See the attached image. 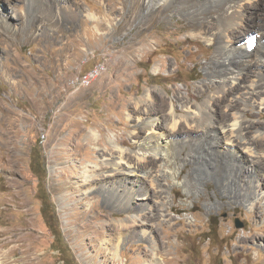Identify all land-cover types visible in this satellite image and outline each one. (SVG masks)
<instances>
[{"label":"rangeland","instance_id":"rangeland-1","mask_svg":"<svg viewBox=\"0 0 264 264\" xmlns=\"http://www.w3.org/2000/svg\"><path fill=\"white\" fill-rule=\"evenodd\" d=\"M52 1L53 9L32 2L23 8L24 0H1L4 12L19 14L13 9L17 5L22 14L15 30L0 25V260L8 254L5 264H144L154 255L147 239L130 237L118 252L111 245V250L105 248V242L124 228L121 223L131 225L129 218L140 200H133L131 210L117 207L106 196V190L116 186L115 178L107 177L109 169L100 168L97 182L87 188L86 177L94 173H85L88 166L115 155V145L135 160L138 141L148 135L142 126L147 105L168 115L174 90L183 96L203 88L207 94L214 91L210 82L220 75L216 71L211 76L206 67L214 65L217 50L209 41L211 33H203L215 19L203 12L207 26L199 30L190 16L168 9L145 30L142 19L125 26L122 18L129 2L113 12L112 5L121 0ZM259 1L256 4L264 3ZM255 33L261 36L246 25L230 31L233 41ZM144 39L146 52L126 55L129 44ZM100 62L107 72L90 87H79L78 78ZM258 70L245 72L242 89ZM149 91L153 102L145 96ZM207 94L196 99L202 101ZM235 99L223 98L220 113L226 114L225 105ZM255 107L245 108L248 120L264 125V106ZM184 129L163 165H154L155 172L169 173L162 179L165 205L156 213L164 216L150 222L163 264H264V199L258 201L263 212L259 216V209H250L228 185L230 168L206 157L201 140L184 141ZM37 143L45 176L37 173V164L31 166ZM255 147L264 151V140ZM141 166L143 176L154 167ZM186 183L192 192L187 193ZM145 184L152 186L150 180ZM46 195L55 205L59 227L56 219L48 224L42 213ZM50 225L55 232L61 228V238L55 240ZM12 233H17V242L3 245Z\"/></svg>","mask_w":264,"mask_h":264},{"label":"bare ground","instance_id":"bare-ground-1","mask_svg":"<svg viewBox=\"0 0 264 264\" xmlns=\"http://www.w3.org/2000/svg\"><path fill=\"white\" fill-rule=\"evenodd\" d=\"M31 2L35 4L42 3L51 9L55 6L52 0H24L23 8ZM127 2L130 3V9L128 14L125 13L126 18H122L125 20L126 27L134 24V21L142 19L143 28L147 30L159 18L163 17L168 9H172L176 13L190 16L191 21L193 24L198 25L199 30L209 25V29L205 30L203 34L206 32L211 33L213 38L211 37L209 41L214 42L217 50L213 61L214 65L206 67L207 73L211 76L216 71L220 75L219 79L212 78L210 82L214 86L212 93L207 94L203 88L199 90L198 94L183 96L179 95L180 90H174V99H172L168 115H161L158 110L154 109L153 112L150 108L152 106L147 105L146 113L143 112L145 117L142 126L148 131V135L138 141L140 148L135 152V160L130 161L125 156L128 153L126 149L115 145V155L103 159L101 165L88 166L85 173L86 175L87 173H94L86 177L87 183L83 187L87 188L97 182L99 178L97 172L100 168L107 167L109 169L106 171L107 177L115 178L116 186L113 189L108 188L106 196L116 206H125L128 210H131L135 204L133 200H140L136 201L137 206H140L135 207L136 212L129 218L128 222L131 225L127 222L121 223L120 227L124 228L122 231L121 229L116 231L118 232L116 238L106 239L105 248L111 250V245L118 252L120 246L130 237L147 239L151 243V250L154 255H150L151 257L145 260L146 263L144 264H163L165 260L162 256H159L160 252L158 251L161 244L156 242L155 230L150 222L164 216L163 213L159 212L158 215L156 213L159 211L160 206L165 205L164 198L162 199V190L165 186L162 179L167 177L169 173L163 169L155 172L156 166L154 165L159 163L163 165L168 151L173 150L174 146L179 144L180 140H177V136H179L183 126L188 128L182 132L184 141H187L188 138H190L188 141L195 139L198 142V140H201L206 157L215 158L222 167L230 168L228 185L233 188L242 202L248 204L250 209L253 210L254 208L259 209L258 201L264 199V151H260L255 147L258 146L260 140H264V125L261 122L249 121L250 115L245 111V108L250 106H256L255 108L258 110L264 106V86L262 85L264 81V70H262V66H264V3L260 6L258 5L259 0H121V2L112 5L111 11H117L119 9L118 5H121L120 9L123 10ZM257 2L258 4H256ZM13 9L15 13L17 11L20 13L4 12L0 0V25L4 29L11 28V31L17 28V22L20 20V14H22L20 7L17 5ZM203 12L213 17L215 23L212 21L206 25L205 21L202 22ZM92 14L95 17V14ZM12 22L15 26H12ZM244 25L249 26L252 30L258 29V32L261 33L255 49L251 52L248 51L245 42L249 35H245L246 37H243V39L234 40L235 43L231 44L233 38L230 31ZM0 36H2L1 32ZM145 41L146 39L129 44L130 47L125 50L126 55L130 51L132 53H139L142 50L146 52L147 45ZM257 67L260 70L256 72L255 78L249 84L243 85L242 89L241 84L246 79L245 72ZM205 93L207 97L204 100L198 101L196 99L200 95H205ZM151 95L153 93L149 91L145 96L148 101L150 99L153 102L154 98ZM215 96L217 97L215 98ZM222 97H227V100L228 97L236 98L231 100L234 104L225 105L226 114L224 115L220 113L222 110L219 105L223 99ZM193 98L195 102L192 103ZM175 100L178 102V107ZM238 106L241 108L237 109ZM223 118L226 124H223ZM250 129L253 130V135L249 133ZM147 154H151V156ZM146 163H151L154 167H151L152 169L150 168L151 170L148 171L147 175L143 176L144 167L142 168L141 165ZM221 175L223 174L221 173ZM147 180L151 181V187L145 184ZM132 181V184H127V182ZM184 187H186L187 193L193 191L188 183ZM152 189L154 191L151 192ZM89 192L90 190L84 193ZM153 199H157V201ZM88 208H90L89 205ZM259 212L258 215L261 216L263 212L260 209ZM138 221L141 223L138 224ZM16 236L17 233H12L10 237L3 239L2 244L8 245L11 242H17ZM115 241L116 245L113 246ZM9 259L10 256L5 255L2 261L0 260V264L7 263ZM112 262L115 263V257Z\"/></svg>","mask_w":264,"mask_h":264},{"label":"trees","instance_id":"trees-1","mask_svg":"<svg viewBox=\"0 0 264 264\" xmlns=\"http://www.w3.org/2000/svg\"><path fill=\"white\" fill-rule=\"evenodd\" d=\"M41 143H42V141H40V144ZM38 145H39V143H37V146ZM32 157H33L32 158V165H31L32 166V169H34L35 165L37 164V167L39 168V171L37 173L42 174V175L45 176L47 174L46 165L44 163L39 164V162L41 160H43V157H44L43 154H42L40 145L38 147V151H36V150L34 151L33 150ZM45 193L48 194V192L46 190H45ZM48 195L42 197V202H43L42 213H43V215H44V217L46 219V222L48 224H51L52 225V220L56 219V227H59V220L57 218V215H56V212H55V208H54L55 205H53L51 203V199L49 198ZM51 225H50L51 232H52L53 236L55 237V240L61 238L62 237V230H61V228H60V232H58V231L55 232L54 229H53V227ZM212 231H213V228H210L209 229V232L212 233ZM58 250L61 251L62 249L59 248Z\"/></svg>","mask_w":264,"mask_h":264},{"label":"built area","instance_id":"built-area-1","mask_svg":"<svg viewBox=\"0 0 264 264\" xmlns=\"http://www.w3.org/2000/svg\"><path fill=\"white\" fill-rule=\"evenodd\" d=\"M107 72V67L103 62L95 65L91 70L78 78V83L81 84L82 88L90 87L96 80L101 78Z\"/></svg>","mask_w":264,"mask_h":264}]
</instances>
